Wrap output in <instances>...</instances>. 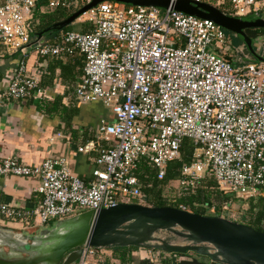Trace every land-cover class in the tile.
Instances as JSON below:
<instances>
[{
	"label": "built area",
	"instance_id": "1",
	"mask_svg": "<svg viewBox=\"0 0 264 264\" xmlns=\"http://www.w3.org/2000/svg\"><path fill=\"white\" fill-rule=\"evenodd\" d=\"M41 1L0 0V45L19 54L3 96L49 98L41 75L28 71L31 51L42 61V75L48 59L68 61L80 54L84 67L75 85L78 100L101 102L114 120L102 119L97 140L79 147L95 153L91 180L73 174L64 157L34 164L13 155L3 158L0 175L37 178L40 197L32 208L0 203L3 220L34 230L86 210L147 205L145 178L154 172L164 179L176 160H182L176 199L210 181L225 194L264 195V60L252 61L238 51V61L230 60L236 48L211 19L172 6H122L114 0L82 14L77 19L81 29L45 36L41 42L39 34L33 36L42 21L36 15ZM45 1L42 12L79 10L92 0ZM195 1L213 2L231 16L264 15V0ZM185 140H190L191 152L184 160ZM104 248L82 247L74 264H92L96 255L102 259ZM164 253L151 249L147 259L161 264Z\"/></svg>",
	"mask_w": 264,
	"mask_h": 264
},
{
	"label": "water",
	"instance_id": "2",
	"mask_svg": "<svg viewBox=\"0 0 264 264\" xmlns=\"http://www.w3.org/2000/svg\"><path fill=\"white\" fill-rule=\"evenodd\" d=\"M105 0H92L67 19L39 33L41 42L50 29L61 30L75 22L88 9ZM140 6L173 8L207 18L236 35L257 60L248 28H264V17L246 20L231 16L208 2L195 0H114ZM168 231L181 239L170 241L161 235ZM139 246L166 253L195 252L223 264H264V232L223 216L200 215L175 206L141 203L83 211L32 231H16L0 225V264H74L82 247Z\"/></svg>",
	"mask_w": 264,
	"mask_h": 264
},
{
	"label": "crops",
	"instance_id": "3",
	"mask_svg": "<svg viewBox=\"0 0 264 264\" xmlns=\"http://www.w3.org/2000/svg\"><path fill=\"white\" fill-rule=\"evenodd\" d=\"M71 58L68 61L48 59L45 67L47 71L42 75L43 68L39 63L42 61L37 52L31 51L27 57L28 71L41 75L49 98L43 99V102L36 99H7L3 92L9 77L15 72L19 54L8 52L0 45V161L11 155L32 164L48 158L64 157L67 158L73 174L85 180L92 179L95 153L80 152L79 147L96 141L101 120L113 121L114 114L101 102L83 103L78 100L70 88L75 87L79 77L70 85L63 80L60 65H57L54 72L51 70V64H67ZM82 74L81 71V76ZM57 96L61 97L60 100L67 106V110H64L61 104L59 109L54 106V109L49 111L39 107L40 103H54ZM68 119L70 124L67 123ZM103 145L106 143L103 142ZM38 185L39 180L35 177L0 175V203L32 208L40 200L36 190ZM0 225L16 231H32L19 229V224L5 221L1 216ZM150 250L151 248L147 247L133 250L132 264L147 260ZM106 256L111 258L113 264L118 262V259L113 258V250L108 247L104 248V254L100 257L103 259ZM98 261L97 258L92 264H98Z\"/></svg>",
	"mask_w": 264,
	"mask_h": 264
},
{
	"label": "trees",
	"instance_id": "4",
	"mask_svg": "<svg viewBox=\"0 0 264 264\" xmlns=\"http://www.w3.org/2000/svg\"><path fill=\"white\" fill-rule=\"evenodd\" d=\"M42 8H47V2L42 0L39 4L37 16L41 17V24L37 28L36 36L42 31L47 30L52 27L55 23L63 21L67 19L70 15H72L77 10H46L42 12ZM224 11L223 8H220ZM226 10V9H225ZM228 11V10H226ZM229 12V11H228ZM261 14H247L242 18L246 20H255L257 18L263 17ZM70 30V25L64 27L61 30L50 29L44 33L47 38H53L58 35L62 31ZM229 39L232 41V44L236 47L244 45L248 51L249 59L252 61H258L256 57L251 53L248 47L245 45V40L243 36L236 35L235 33L226 30ZM246 34L253 40V44L255 43V39L260 36H264V28H248L245 30ZM233 39V40H232ZM255 51L257 50L254 44ZM261 56V55H260ZM230 60H233L234 57L229 56ZM57 65H60L62 68V78L64 81H67L70 85L75 82L78 77H81V71L83 73L84 63L82 62V56L80 54H76L71 58L67 64L53 63L51 64V70L54 72ZM78 69L76 70V68ZM70 90L74 91L75 87L70 88ZM60 96L55 98L54 103H50L53 107L48 103H40L39 107L49 111V109L55 108L59 109L60 104L62 105L64 110H67V106L63 104L60 100ZM40 101V100H38ZM40 102H43L42 100ZM58 102V103H57ZM65 113V111H64ZM68 124H70V119L67 120ZM191 142L190 140H185L183 145V153L182 158L188 159L191 152ZM182 164V160L173 161L170 164V167L167 170V174L164 179L158 180L153 172L152 177L145 178L146 187L145 192L147 193V205L151 206H175L179 207L180 205H184L187 210L196 212L200 215H210V216H222L219 212H223L226 206L231 205L233 199L237 201H245L249 202V210L248 214L250 216L248 222L245 224L254 227L255 229L264 232V197L259 199H247L241 198L231 194H225L220 190H216L213 188L214 182L210 181L206 187H201L196 193L184 195L182 197L177 198L176 200H170L166 196H164L163 192L166 186H170L173 184L176 179L179 177V167ZM215 207V212H211V209ZM244 223V222H241ZM139 246H115L108 247L113 250V258L118 259L120 264H132V251L137 249ZM163 262L161 264H223L220 262H214L211 259L208 261L206 256H201L196 254L195 252L189 251L186 253H172V254H163ZM98 264H113L112 260L109 256L104 257L98 261ZM140 264H154L150 260H144Z\"/></svg>",
	"mask_w": 264,
	"mask_h": 264
},
{
	"label": "rangeland",
	"instance_id": "5",
	"mask_svg": "<svg viewBox=\"0 0 264 264\" xmlns=\"http://www.w3.org/2000/svg\"><path fill=\"white\" fill-rule=\"evenodd\" d=\"M212 4H214V3L212 2ZM121 5L125 6V3H121ZM81 27H82V23H79L78 20H76L75 22H73L70 25V29H72V30H79V29H81ZM255 46L257 48V52H259L260 55L264 56V36H260L257 39H255ZM235 48H236V50L234 51V54H235L234 58H236L237 61H238V57H239V56L237 57V53H236L237 51L240 53L243 52L245 55H247L249 57L248 51L244 45L239 46V47L235 46ZM226 50H228L229 52H233V49L231 47H229V48L227 47ZM177 188H178V185H177L176 181L173 184H170V186H166L164 189V192H163L164 196H166L170 200H176ZM249 199H251V198H249ZM137 201L142 202L140 200H137ZM249 206L250 205H249L248 200L237 201V200L233 199L231 205L227 206L223 212H219V213L223 217H226V218H229L232 220H236L238 222H244L245 223V222H248V220L250 218V216L248 214ZM161 235L170 241L181 242V239L179 237L175 236L174 234H172L168 231H162ZM100 252H103V250H101ZM106 253H107V250H106ZM98 257H99V255H96V259ZM206 259L208 261H210L209 257H207ZM114 264H120V263L118 261Z\"/></svg>",
	"mask_w": 264,
	"mask_h": 264
}]
</instances>
